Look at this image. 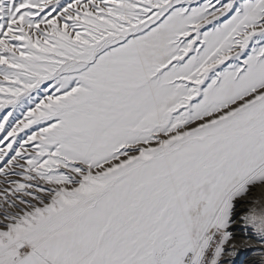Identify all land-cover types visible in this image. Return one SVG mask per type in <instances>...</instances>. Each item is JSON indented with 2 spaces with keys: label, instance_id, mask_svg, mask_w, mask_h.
<instances>
[{
  "label": "snow or ice",
  "instance_id": "1",
  "mask_svg": "<svg viewBox=\"0 0 264 264\" xmlns=\"http://www.w3.org/2000/svg\"><path fill=\"white\" fill-rule=\"evenodd\" d=\"M264 264V0H0V264Z\"/></svg>",
  "mask_w": 264,
  "mask_h": 264
},
{
  "label": "rangeland",
  "instance_id": "2",
  "mask_svg": "<svg viewBox=\"0 0 264 264\" xmlns=\"http://www.w3.org/2000/svg\"><path fill=\"white\" fill-rule=\"evenodd\" d=\"M248 259V256H244V255H241L240 257H238L237 259V264H241V261H244Z\"/></svg>",
  "mask_w": 264,
  "mask_h": 264
},
{
  "label": "bare ground",
  "instance_id": "3",
  "mask_svg": "<svg viewBox=\"0 0 264 264\" xmlns=\"http://www.w3.org/2000/svg\"><path fill=\"white\" fill-rule=\"evenodd\" d=\"M247 256H248V259H254L255 258L252 253H249Z\"/></svg>",
  "mask_w": 264,
  "mask_h": 264
}]
</instances>
